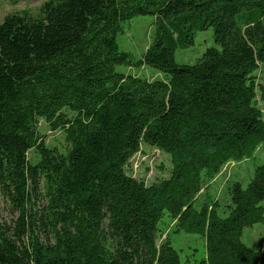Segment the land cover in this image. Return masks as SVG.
<instances>
[{
    "label": "trees",
    "instance_id": "obj_1",
    "mask_svg": "<svg viewBox=\"0 0 264 264\" xmlns=\"http://www.w3.org/2000/svg\"><path fill=\"white\" fill-rule=\"evenodd\" d=\"M146 15L153 38L135 58L116 35ZM208 27L216 45L178 62ZM261 64L264 0H48L35 16L7 14L0 201L15 218L0 221V264H264L241 239L263 219L264 164L245 186L228 179L220 198L207 189L226 161L264 148ZM40 120L62 133L61 149ZM141 145L169 155L168 177L145 185L127 174ZM165 230L199 234L204 256L182 258Z\"/></svg>",
    "mask_w": 264,
    "mask_h": 264
},
{
    "label": "rangeland",
    "instance_id": "obj_2",
    "mask_svg": "<svg viewBox=\"0 0 264 264\" xmlns=\"http://www.w3.org/2000/svg\"><path fill=\"white\" fill-rule=\"evenodd\" d=\"M46 1L48 0H0V21L10 13L25 12L35 16L39 12L41 5ZM154 27V18L150 15L136 16L130 21L123 22L121 31L116 35L119 49L129 52L135 58H140L153 38ZM215 45L211 27L196 31L193 44L184 48H178L175 51V59L178 62H193L207 47ZM118 68L149 79L161 76V74L145 66L140 68L124 66ZM256 77L259 83L264 84V64H261L256 71ZM257 102L260 109H264V98H261L259 93H257ZM39 129L41 133L45 134L44 139L46 144L62 148L64 138L60 131L50 132L42 120H40ZM28 157L30 159L34 158L32 151L28 152ZM132 157L126 167V172L129 176L143 181L145 185L152 183L156 178L168 177L171 168L168 154L155 147L141 145L139 151ZM226 162L207 184V189L214 198L218 196L220 198L223 195L224 185L228 179L239 181L245 186L252 177L254 168L257 165L264 164V148H258L250 158L238 162ZM225 166L229 167L224 170ZM44 203V201L40 200L32 206V209L39 210ZM260 204L264 205V199ZM14 218L15 214L10 211V208L4 202L0 201V221L10 223ZM169 224L172 225L173 223H170V220H167V217H165L164 223L161 226L165 229L166 226L164 225ZM166 233L170 234L173 244L182 258H188L187 260L195 262L204 256V240L199 234L172 233L165 230L162 233V238ZM241 239L251 249L261 248L264 250V214L260 222L243 228Z\"/></svg>",
    "mask_w": 264,
    "mask_h": 264
},
{
    "label": "built area",
    "instance_id": "obj_3",
    "mask_svg": "<svg viewBox=\"0 0 264 264\" xmlns=\"http://www.w3.org/2000/svg\"><path fill=\"white\" fill-rule=\"evenodd\" d=\"M230 166H231V165H230ZM227 167H229V166H225V167H224V170H226Z\"/></svg>",
    "mask_w": 264,
    "mask_h": 264
}]
</instances>
